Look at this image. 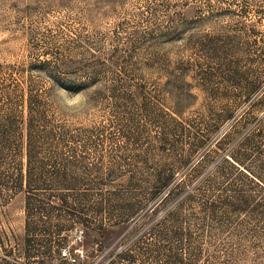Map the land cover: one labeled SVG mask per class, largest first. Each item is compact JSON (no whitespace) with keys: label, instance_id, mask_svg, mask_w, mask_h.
<instances>
[{"label":"rangeland","instance_id":"374dc122","mask_svg":"<svg viewBox=\"0 0 264 264\" xmlns=\"http://www.w3.org/2000/svg\"><path fill=\"white\" fill-rule=\"evenodd\" d=\"M63 248L264 264V0H0V264Z\"/></svg>","mask_w":264,"mask_h":264},{"label":"built area","instance_id":"2783aa9c","mask_svg":"<svg viewBox=\"0 0 264 264\" xmlns=\"http://www.w3.org/2000/svg\"><path fill=\"white\" fill-rule=\"evenodd\" d=\"M77 238L81 237V233L78 232ZM60 256L62 259L66 260V264H80V260L83 258V252L79 248L71 251L68 248H63L60 252Z\"/></svg>","mask_w":264,"mask_h":264},{"label":"trees","instance_id":"16d2710c","mask_svg":"<svg viewBox=\"0 0 264 264\" xmlns=\"http://www.w3.org/2000/svg\"><path fill=\"white\" fill-rule=\"evenodd\" d=\"M27 158H29V153H27ZM28 163H29V161H27V165H26V178H28L29 177V168H28ZM22 178V174L20 173V175H19V180Z\"/></svg>","mask_w":264,"mask_h":264}]
</instances>
